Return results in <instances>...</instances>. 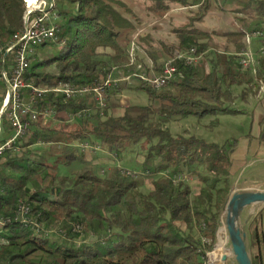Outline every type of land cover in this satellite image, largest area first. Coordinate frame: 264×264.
I'll return each instance as SVG.
<instances>
[{
	"label": "trees",
	"instance_id": "obj_1",
	"mask_svg": "<svg viewBox=\"0 0 264 264\" xmlns=\"http://www.w3.org/2000/svg\"><path fill=\"white\" fill-rule=\"evenodd\" d=\"M146 1L150 3L148 11L157 19L167 16L173 5L198 7L193 24L180 33V52L194 48L204 55L214 49V35L224 38L234 52L215 53L210 71L200 62H177L178 76L164 89L155 90L139 83L138 89L144 90L149 100L159 103L157 109L128 106L122 116L110 115L117 105L114 97L122 92L118 83L107 90L109 105L104 116L98 112L78 120V127L66 139L65 132L46 127L30 133L20 147L26 149L40 142L51 144L53 150L48 159L57 160L52 164L40 157L32 158L31 151H22L21 156L6 152L5 163L0 166V215L13 217L22 200L31 206L32 216L40 222L62 226L68 232L62 240H50L21 224H10L0 233V241L6 240L0 246V264H204L206 253L213 251L219 220L230 198L232 153L239 140L211 144L194 136L174 137L165 127L171 120L188 116L240 114L231 108L236 100L232 88L252 84L251 79L247 80L249 70L240 63L247 32L209 34L193 28L196 21L209 15L213 0ZM233 1L238 7L232 12L245 16L240 19L248 20V30L252 34L262 33L263 38L257 37L262 46L264 0ZM54 4L59 35L66 43L41 45L30 59L27 82L41 89L64 83L85 88L103 85L114 68L127 73V46L122 43H128L125 37L136 30L123 16L126 4L121 0H54ZM26 12L23 0H0V43L7 45L15 33L23 31ZM160 45L161 51L155 48L147 54L157 71L162 72L159 53L166 51L171 55L173 47ZM259 62L260 74L264 75V57ZM39 104L40 109L53 110L66 123L72 121L74 114L97 106L93 93L69 101L49 93ZM2 123L7 129L6 137L11 136L7 121ZM33 127L40 128V121ZM154 140L158 144H153ZM91 141L117 157L131 145L145 141L150 146L140 171L116 166L100 177L92 166H87L80 148L74 145ZM77 161L85 167L73 177L59 174V163L71 166ZM201 166L205 169L200 178L201 188L198 195H193L184 173ZM125 171L138 175L129 176ZM145 178L150 179L152 189L144 192ZM75 224L84 226L87 233L95 232L96 241L78 245L76 239L80 236L71 230ZM252 225L258 258L264 264L261 215Z\"/></svg>",
	"mask_w": 264,
	"mask_h": 264
},
{
	"label": "rangeland",
	"instance_id": "obj_2",
	"mask_svg": "<svg viewBox=\"0 0 264 264\" xmlns=\"http://www.w3.org/2000/svg\"><path fill=\"white\" fill-rule=\"evenodd\" d=\"M121 2L126 4V9L123 10V16L127 17L134 25V28L136 30L135 33H131L125 38L128 40V43L123 42V46H127V52L129 51L128 48L132 46L131 41L136 39V44L138 46V51H137V58L139 59V62H145L146 58H144V54L148 55V51H151L152 49H158L161 45V43L164 44L170 43V44H177V41H180V33L178 32L177 34L172 32L174 31L173 28L178 27V28H186L188 24H193L192 19L196 18L195 13H190L189 11H181V12H176L177 16L173 18H168L165 20L164 24L156 23L157 17L155 15L152 16V14L148 11V6L150 3L146 0H121ZM26 5V4H25ZM40 5V4H39ZM38 5L35 7L37 8ZM26 7H28L26 5ZM238 4L233 1V0H213V8L210 10V16H208L203 23L198 24V27L204 29L205 31H208L210 33L212 32H222L225 33V31L228 30H238L240 28H243L245 32L248 34H252L248 30V25L247 19L246 22H242L240 18H245L243 14L236 15L234 12H232L233 9L237 8ZM170 12V11H169ZM51 22H58V18H56L55 13L53 11L50 14ZM178 18V19H177ZM224 18V19H223ZM170 19V20H169ZM227 21L229 23L231 22V25L227 24ZM245 20V19H244ZM155 22V25L153 22ZM199 22V21H196ZM202 22V21H201ZM147 24V25H145ZM195 24V23H194ZM154 25V26H153ZM140 33L138 31L140 30ZM138 34L136 37H134L135 34ZM129 37V38H128ZM124 39V41H126ZM246 40V39H245ZM253 42L251 45V51L254 53L258 49H260L261 45L259 43V40H257V37H253ZM213 44H214V49L207 52L202 56L200 63H203L202 65L205 67L207 71H210V68L212 67L213 64V59L215 58V53H220V54H225L226 51L230 52L228 49L229 47L227 46L228 42L221 37L213 36L212 38ZM161 48V47H160ZM179 44L175 47H173V52L171 55L166 54L163 58H160L159 63L161 67H163L167 62H169L170 59H172L175 55V52H180ZM249 45H246V51L248 50ZM231 52L234 51V48L231 47ZM244 50V51H245ZM143 51V52H142ZM186 51V50H183ZM182 51V52H183ZM107 53H110V51H106ZM54 56V54H51V56ZM260 58H258V61L255 63L254 67L252 70L247 71L248 72V79H251L252 84H248L246 87L241 86V87H233L232 88V93L234 97H237L234 103H232L231 108L235 110H246L250 111L251 113L254 111L256 112V106L259 104L258 100L253 99L250 104H247L244 100V97H246L249 93L251 95L255 94H262L264 95V75L260 74ZM123 69H115L113 70L112 73L116 74H123ZM128 73V72H127ZM126 73V74H127ZM135 83L134 80L131 82H121L119 83V86L121 88V91L125 90L128 86L131 84ZM129 88V87H128ZM131 88V87H130ZM0 89V93H1ZM121 92V93H122ZM245 94L243 95V93ZM123 101L124 105H129V106H153L155 109L159 106V103H154L151 100H149L148 94L144 90H128L124 94ZM115 101L117 102V105L114 108L121 107V101L118 99V97H114ZM1 102V99H0ZM128 108V107H127ZM124 112V110H123ZM55 118H50V119H41L40 124L42 127H48L51 128L55 131H60L62 134L64 133V138L66 139L68 137L69 133H72L78 125L79 121L75 120L74 118L72 119L71 123H66L68 121H63L60 120L58 117L54 116ZM4 120V119H2ZM252 120L251 116L249 115H242V116H234V115H206L204 117H195V116H188L185 117L184 119H178V120H171L170 123L166 125L165 128H167L170 131V134L173 135L174 137L178 136H194L198 139H203L204 141L211 143V144H219V145H224L229 141H232L233 139H239L243 137V135H248L249 131H251V125ZM3 128L1 127V130ZM0 130V132H1ZM4 133L0 135V139H2ZM26 143V141L24 142ZM91 145H99L95 141L88 142ZM80 144L78 142H75L74 145ZM153 144H158L157 140L153 141ZM150 145L148 143L141 142L140 144L137 145H131L128 147L121 155L118 157H115V155L112 154H107L106 158H108L107 164H104V168L108 169V171L101 172L102 169H100L98 166L95 168V173L100 176L104 177L106 176L109 171L111 170V167H119L123 170L126 171H140L144 162V155ZM32 154L31 156H40L45 159V156H48V153L53 150V146L51 144H42V145H36L31 148ZM22 151H29L28 149H23ZM20 152V156L23 154V152ZM56 158V156H54ZM42 159V160H44ZM56 159H52L50 163L56 162ZM91 161V162H90ZM5 162H3L4 165ZM87 166L91 165H96L98 164L97 160H87ZM59 174L61 176H70L73 177L77 171L83 169L85 167V164L77 161L74 162L73 165L71 166H65L63 164H58L57 165ZM3 168L0 167V169ZM110 168V169H109ZM197 169L193 171H188L186 170L184 173V177L186 182L190 184L193 195L195 193H198L199 189L201 188V183H200V178L202 175L205 173V169L203 166L201 167H196ZM3 170V169H1ZM101 172V173H100ZM145 188H143V191L151 190L152 185L150 183L149 178H145ZM19 202H23L20 200ZM19 205V204H18ZM262 217V216H261ZM46 230H51L52 236L50 240H62L64 237H60L58 233L63 230L68 232L67 229L61 227H57L54 225H45ZM83 230H84V226ZM253 227V226H252ZM245 231V230H244ZM246 232V231H245ZM247 233V232H246ZM94 235L95 238H92L91 236ZM100 236V235H99ZM98 236L96 235L95 232L90 231L87 233L86 230H84V235L81 237H78L76 239V242L78 245H82L83 243H90L96 241ZM227 239H228V234H227ZM227 249L231 253V242L228 239V242L226 244ZM255 248V243L254 239L252 238L251 235V229L249 230L247 234V249L249 252L251 250H254ZM215 250V247L213 251ZM248 252V253H249ZM234 258V256H233ZM235 260V258H234ZM235 264L236 261H234Z\"/></svg>",
	"mask_w": 264,
	"mask_h": 264
},
{
	"label": "built area",
	"instance_id": "obj_3",
	"mask_svg": "<svg viewBox=\"0 0 264 264\" xmlns=\"http://www.w3.org/2000/svg\"><path fill=\"white\" fill-rule=\"evenodd\" d=\"M24 3L28 6L24 17L25 25L21 32L15 33L12 40L4 45L0 43V82L5 86V96L2 101L0 110V130L3 128L2 119L8 123V127L12 135L7 139L0 140V158L6 152L12 154L20 153L23 148L20 147L25 142L31 133L34 124L38 123L42 118H55V112L51 109H40V102L49 93L61 95L65 100H71L78 97H83L86 94L93 93L97 106L95 109H86L73 115L75 120H80L90 117L100 112L104 116V111L108 109V94L107 90L113 85L118 84L121 80L108 79L103 85L85 86L78 88L69 84H59L56 88H38L33 82L26 81V75L31 66L30 59L35 55L37 49L41 45H57L63 46L66 40L60 37L59 25L56 22H51L50 14L53 11L55 4L54 0H38L35 5L30 6L25 0ZM40 4V5H39ZM36 5L37 8L35 7ZM253 37L263 38L262 33L255 32L253 34L246 33L247 45L250 48L240 54V63L245 70H252L258 58L264 57V41L262 46L256 52L251 51ZM132 46L128 51V68H133L127 78L122 82L130 81L131 79L139 83H145L153 89H164L169 86L170 82L178 76L177 62H185L188 65H197L202 56L197 53V50L192 48L183 52H175L172 59L167 62L161 73H155L152 70L146 69L137 58L138 46L136 39L131 42ZM90 145L83 144V149L87 150ZM126 172V171H125ZM127 175L137 176V172H126ZM179 177L178 180H180ZM185 179V178H184ZM3 191L0 190V197ZM18 208L13 217L0 215V233L10 224H21L27 230L34 234L50 239L52 236L51 230H46L44 224L37 217L32 216V209L28 203L19 202ZM73 234H78L80 237L84 235V230L81 224L71 226ZM58 235L67 236V232L61 230ZM95 238L94 235L91 236ZM206 242V241H205ZM6 240L0 241V246H4ZM215 250L207 252V257L204 264H224L223 257L218 260L215 258Z\"/></svg>",
	"mask_w": 264,
	"mask_h": 264
},
{
	"label": "crops",
	"instance_id": "obj_4",
	"mask_svg": "<svg viewBox=\"0 0 264 264\" xmlns=\"http://www.w3.org/2000/svg\"><path fill=\"white\" fill-rule=\"evenodd\" d=\"M197 8H198L197 6L196 7H190V8H184V7L179 8L178 6L173 5L170 12H168V15L165 16L163 19L156 20L157 21L156 23H160L161 25L164 24L166 19L173 18V17L177 16V14H175L176 12L189 11L190 13H195ZM208 16H210V12H209ZM204 20L202 22H196L192 27L195 29L197 28L201 31H204L206 33L211 34L210 32L205 31L204 29L198 27V24L203 23ZM152 22L155 25V22L154 21H152ZM226 22H227V24L231 25V22L229 23V21H227V20H226ZM145 25H147V24H145ZM185 26L189 27V26H191V24H188ZM182 29L183 28L175 27V28H173L174 31H172V32L177 34L178 32H181ZM141 31H144V29L143 30L141 29L140 31H138V33H140ZM238 31H244V30H243V28H240L238 30L234 29V30H228L225 32H238ZM137 35L138 34L136 33L134 35V37H136ZM259 43H260V41H259ZM164 44L169 48V47H175L178 44L180 45V42L178 40L177 44H170V43L168 44L166 42H164ZM227 46L228 47L230 46L228 50L231 52L232 46L230 44H227ZM160 47L158 49L161 51L162 48H160ZM129 49H130V47L128 48V50ZM233 52H231V53H233ZM166 54H168L166 51L159 53V55L161 57L162 56L164 57ZM144 55H145L144 58H146V61L144 63L141 62L143 64V66L146 69L154 71L155 73H158V74L161 73V72L157 71L156 66H155L153 60L151 59V57H149L146 54H144ZM128 63H129V60H128ZM128 63H127V65H128ZM126 68H128V66H126ZM115 69H118V68H114L113 70H115ZM113 70H112V72H113ZM131 70H133V69L128 68L127 74L123 70H122L123 74L122 73L116 74V73L111 72L109 79L121 80V82H122V80L124 78H127V76L130 75L131 72H129V71H131ZM132 80L133 79H131L130 81H127V82H131ZM134 81H135V83L128 86L129 88L127 87L125 90H123V92L121 94L116 96L121 101L120 102L121 107L120 108L117 107V108L110 110V115H113L116 117L123 115V113H124L123 110L129 106V105L128 106L124 105V101H123V98H125L124 94L128 90H135V89H138V87H139V82L136 80H134ZM121 82H119V83H121ZM0 89L2 91L0 93V99H1L0 110H1V107H2L1 104H2V101L4 99V95L6 93L5 86L1 82H0ZM235 98L237 99V97H235ZM253 99H255V100L257 99L258 103H259L256 106V109H255L256 112L253 111L251 113L250 111H247L248 109L242 110V111L237 110L240 112V114H238L236 116H242V115L251 116L252 127H251V131H249L248 135H243V137L238 139L239 144L236 147V149L234 150V152L232 153L233 154V157H232L233 163H232L231 171H230V173H231L230 180L232 182V189H231L230 195L234 192L245 193L246 191H251V192H259L260 190L264 191V95H262V94L251 95V93H249L246 97H244V100L247 104H250ZM44 127H42V126L40 128L33 127L31 130V133H34L36 131L41 132L40 129L44 128ZM46 128H48V127H46ZM6 131H7L6 127H3V129L0 132V135L2 133H4L2 139H7L10 137V136L6 137V135H8V133H6ZM2 139H0V140H2ZM42 144H44V143H42V142L34 143V144H31L26 149L31 151L32 150L31 148H33V146L42 145ZM45 144H48V143H45ZM83 144H85V143H80V144H77L76 146L80 148V152L83 153L86 161L88 160V162H89V160H94V161L97 160L98 164L96 165V167H95V165H91V166L94 169L97 168V166L100 169L103 168L101 172H104V170H105V172L108 171V169L104 168V164H107L108 158H106L107 157L106 155L110 154V153L107 150L100 147L99 145H91L90 143H88L90 145V148L87 150H84ZM31 153H32V151H31ZM36 157H40V156H36ZM115 157H117V156H115ZM32 158H35V156H32ZM40 158L44 159L42 157H40ZM45 160L50 163L48 156H45L44 161ZM4 161H5V157L2 156V158H0V164H3ZM112 168H114V167H111V169ZM199 191H200V189H199ZM199 191H198V193H199ZM198 193H195L194 195H198ZM260 215L262 216L263 224H264V205L263 204H261L259 206H251V207L245 208V211L242 213L241 218H240L241 227L247 232V234H248L249 230L251 229V235H252V238L254 239V243H255L254 250H251L250 252L248 250V252L250 253V256L252 258L253 264H260V259L258 258L259 257L258 243H257V239L255 238V235L253 233V227H252L253 226L252 222L256 218L260 217ZM224 221H225V211L223 209V213L221 214V217L219 220L218 231L221 230V228L225 226ZM222 234H223V238L226 240V242H225V244H222V241L221 240L219 241V239H218V237H219V236H217L218 234L216 235L217 243L219 242L217 249H216L217 243L215 245L216 254H220V253H222L224 255L226 254L225 256L228 257V260L224 264H235V262H234L235 260L232 256V254L229 255V253H228L229 250L226 247V244L228 242L227 236L224 232H222ZM220 247H222L224 251H221Z\"/></svg>",
	"mask_w": 264,
	"mask_h": 264
},
{
	"label": "water",
	"instance_id": "obj_5",
	"mask_svg": "<svg viewBox=\"0 0 264 264\" xmlns=\"http://www.w3.org/2000/svg\"><path fill=\"white\" fill-rule=\"evenodd\" d=\"M261 204L264 205V191L260 190L259 192H234L224 206V225H226L228 239L231 242V253L237 264H253L247 249V233L241 227L240 218L245 208ZM219 231L217 236H219ZM223 260L226 262L228 257L225 256Z\"/></svg>",
	"mask_w": 264,
	"mask_h": 264
},
{
	"label": "bare ground",
	"instance_id": "obj_6",
	"mask_svg": "<svg viewBox=\"0 0 264 264\" xmlns=\"http://www.w3.org/2000/svg\"><path fill=\"white\" fill-rule=\"evenodd\" d=\"M30 6H32V5H35L36 3H37V1L38 0H25ZM222 232H224L225 234H226V236H227V229H226V225L224 226V227H222L221 228V230L219 231V237H218V239H219V241L221 240L222 241V244H225V242H226V240L223 238V234H222ZM218 245H219V242H218ZM217 245V246H218ZM217 246H216V249H217ZM216 249H215V258L218 260L220 257H223V256H225L224 254H222V253H220V254H216ZM220 250L221 251H224L223 250V248L222 247H220ZM229 253V255H231L232 253H230V251L228 252Z\"/></svg>",
	"mask_w": 264,
	"mask_h": 264
}]
</instances>
